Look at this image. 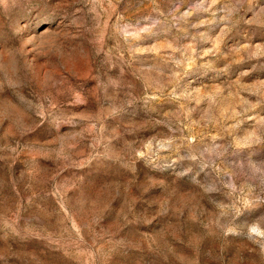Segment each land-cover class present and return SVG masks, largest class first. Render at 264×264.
I'll list each match as a JSON object with an SVG mask.
<instances>
[{"label": "clouds", "instance_id": "obj_1", "mask_svg": "<svg viewBox=\"0 0 264 264\" xmlns=\"http://www.w3.org/2000/svg\"><path fill=\"white\" fill-rule=\"evenodd\" d=\"M0 264H264V0H0Z\"/></svg>", "mask_w": 264, "mask_h": 264}, {"label": "rangeland", "instance_id": "obj_2", "mask_svg": "<svg viewBox=\"0 0 264 264\" xmlns=\"http://www.w3.org/2000/svg\"><path fill=\"white\" fill-rule=\"evenodd\" d=\"M155 67L152 65H142L140 68V71L143 72L147 76H151L155 72ZM85 75L87 74L86 72L84 73Z\"/></svg>", "mask_w": 264, "mask_h": 264}]
</instances>
